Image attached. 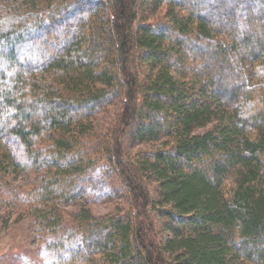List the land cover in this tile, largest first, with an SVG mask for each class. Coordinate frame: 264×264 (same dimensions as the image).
<instances>
[{"label": "trees", "instance_id": "trees-1", "mask_svg": "<svg viewBox=\"0 0 264 264\" xmlns=\"http://www.w3.org/2000/svg\"><path fill=\"white\" fill-rule=\"evenodd\" d=\"M15 208L45 264H264V0H0Z\"/></svg>", "mask_w": 264, "mask_h": 264}, {"label": "rangeland", "instance_id": "rangeland-1", "mask_svg": "<svg viewBox=\"0 0 264 264\" xmlns=\"http://www.w3.org/2000/svg\"><path fill=\"white\" fill-rule=\"evenodd\" d=\"M118 108L119 105H114L96 114L93 118L94 125L99 128L108 124ZM32 175V172L25 170L17 171L12 178V184L27 186ZM97 194L90 196L86 193L72 204L63 206L62 210L69 216L86 206L92 214L102 215L112 212L124 201L115 195L104 198L96 196ZM10 211L0 212V264H45L46 258L42 254V240L37 224L32 217L17 212V208L11 213Z\"/></svg>", "mask_w": 264, "mask_h": 264}]
</instances>
